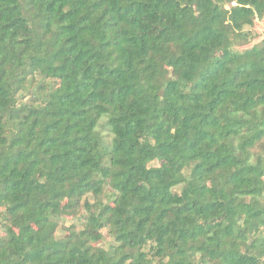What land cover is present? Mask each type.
<instances>
[{"label":"trees","instance_id":"1","mask_svg":"<svg viewBox=\"0 0 264 264\" xmlns=\"http://www.w3.org/2000/svg\"><path fill=\"white\" fill-rule=\"evenodd\" d=\"M262 19L0 0V264H264Z\"/></svg>","mask_w":264,"mask_h":264},{"label":"rangeland","instance_id":"2","mask_svg":"<svg viewBox=\"0 0 264 264\" xmlns=\"http://www.w3.org/2000/svg\"><path fill=\"white\" fill-rule=\"evenodd\" d=\"M253 30L256 33V38L253 40V42L251 44H249L248 46L253 45L254 43L260 41L261 39L264 38V19L262 20H256L255 25L252 27ZM244 47H241L240 49H242ZM159 163L157 161L153 162L152 165H158ZM182 165H179V168H181ZM109 188L107 187L104 191V195L103 198L106 200L107 199V195ZM71 220L67 217H63V219H60V225H59V230H58V235H62L64 233L63 229H65L67 226H69L71 224ZM66 226V227H65ZM65 227V228H64ZM105 234V240L102 243V245L107 246L108 242H110V237L109 234L107 233L106 230L103 231Z\"/></svg>","mask_w":264,"mask_h":264}]
</instances>
